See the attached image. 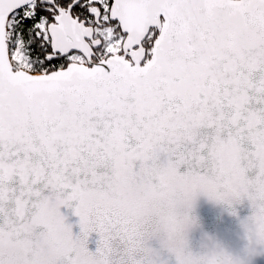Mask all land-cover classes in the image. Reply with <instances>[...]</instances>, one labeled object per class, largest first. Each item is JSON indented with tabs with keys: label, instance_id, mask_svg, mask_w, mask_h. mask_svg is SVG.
Returning a JSON list of instances; mask_svg holds the SVG:
<instances>
[{
	"label": "snow or ice",
	"instance_id": "6c2138e0",
	"mask_svg": "<svg viewBox=\"0 0 264 264\" xmlns=\"http://www.w3.org/2000/svg\"><path fill=\"white\" fill-rule=\"evenodd\" d=\"M257 147L264 0H0V243L61 214L128 232L118 193L176 171L227 190L213 164Z\"/></svg>",
	"mask_w": 264,
	"mask_h": 264
},
{
	"label": "clouds",
	"instance_id": "9594fccd",
	"mask_svg": "<svg viewBox=\"0 0 264 264\" xmlns=\"http://www.w3.org/2000/svg\"><path fill=\"white\" fill-rule=\"evenodd\" d=\"M243 160L225 148L213 164L218 175L231 176L227 190L211 176L176 171L147 191L118 193L114 199L138 204L128 232L102 230L94 215L72 221L61 214L41 232L35 224L22 235L6 232L0 258L5 264H256L264 258V149L243 153ZM208 188L226 194L210 199ZM201 197L233 219V240L205 230L197 212Z\"/></svg>",
	"mask_w": 264,
	"mask_h": 264
},
{
	"label": "water",
	"instance_id": "95a60500",
	"mask_svg": "<svg viewBox=\"0 0 264 264\" xmlns=\"http://www.w3.org/2000/svg\"><path fill=\"white\" fill-rule=\"evenodd\" d=\"M197 212L201 217L205 230L220 234L226 241H231L235 238L233 219L227 217L219 210L218 206L214 205L206 197H201L198 201Z\"/></svg>",
	"mask_w": 264,
	"mask_h": 264
}]
</instances>
